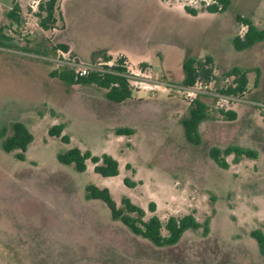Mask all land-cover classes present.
Listing matches in <instances>:
<instances>
[{"label":"rangeland","instance_id":"1","mask_svg":"<svg viewBox=\"0 0 264 264\" xmlns=\"http://www.w3.org/2000/svg\"><path fill=\"white\" fill-rule=\"evenodd\" d=\"M10 1L0 0V264H264L251 235L264 232V47L239 51L232 42L240 31L238 14L264 28V0H232L223 13L197 16L185 11L186 4L200 8L194 0L67 1L66 36L77 42L80 61L94 62L97 50L124 49L135 68L143 60L164 68L155 74L143 67L162 88L135 91L121 103L95 84L51 77L63 66L46 44H59L61 22L48 30L40 26L38 3L44 0ZM14 2L21 6V24L7 17ZM206 56L217 70L212 92L230 82L223 74L237 66L248 70L249 91L223 107L215 96L200 94L212 118L200 124L203 142L194 145L181 123L190 101L177 90L183 61ZM221 108L234 110L237 119L225 120ZM17 122L34 138L24 159L20 149L2 148ZM56 124H64L70 142L49 134ZM120 128L134 133L119 135ZM230 145L258 157L236 162L230 155L224 169L209 150ZM73 147L112 155L119 174L102 176L91 160L83 172L59 161ZM126 177L136 185L127 186ZM88 185L107 187L118 206L131 199L146 218L194 214L202 224L209 221L210 231L190 229L177 244L157 246L113 219L104 201L89 199Z\"/></svg>","mask_w":264,"mask_h":264},{"label":"trees","instance_id":"2","mask_svg":"<svg viewBox=\"0 0 264 264\" xmlns=\"http://www.w3.org/2000/svg\"><path fill=\"white\" fill-rule=\"evenodd\" d=\"M60 3L61 0H44L39 2L38 16L40 18V26L43 29L48 30L54 28L56 23L62 21ZM231 4L232 0H211L209 4L205 1H201L200 8H194L186 4L185 11L192 16H197L203 12L223 13L229 9ZM7 17L12 22L21 24L23 16L20 4L15 3L12 8L8 10ZM236 20L239 29L241 30L242 27H244L245 31L243 33L239 31L233 36L232 42L235 49L242 51L252 48L255 44L264 41V28H259L251 18L238 14ZM46 49H48L50 53L51 51L56 52L58 49L68 51L69 47L64 43H59L54 46L46 44ZM99 57L104 61H109L111 59V56L106 52H100ZM121 62L122 60L120 59L115 66L110 67V71H91L86 76L76 74L75 71L68 66L54 69L50 72V75L70 85L95 84L105 88L106 97L110 101L121 103L133 97V89L130 81L123 74L126 68L120 65ZM105 67L107 68L108 66ZM141 67H148V65L142 63ZM182 67L184 74L182 85L191 86L197 80L210 82L216 79V65L211 56H206L204 58L188 57L184 60ZM223 75L230 79V82L219 89L221 93L242 97L249 91L248 70L237 66L224 72ZM211 111L212 109L204 98L197 97L190 102L189 115L181 120L186 140L189 143L194 145L202 144L203 138L199 127L202 122L212 118ZM219 112L225 120L233 121L237 119V113L232 109H220ZM64 127V124H56L49 130V134L51 136L62 137L63 141L68 143L70 142V138L68 135H63ZM133 133L134 130L131 128H120L117 130V134L119 135H132ZM4 136L5 134L3 133L1 137ZM33 139L31 131L23 123L17 122L13 124L12 134L3 139L2 148L6 152L20 149L22 152L18 154V157L24 159L25 152ZM209 154L211 158L224 169L229 168L227 157L230 155L234 156L236 162H239L244 156L251 158L258 157L256 151L233 145L225 148L216 146L211 147ZM58 159L62 163L75 164L76 169L80 172L86 170V162L91 160L94 164V170L102 176L111 177L119 174V161L108 153L97 156L93 155L89 150L83 151L78 147H73L65 153L59 154ZM128 166L129 165H127V167ZM124 183L130 187L136 185L135 182L131 181L128 177L125 178ZM86 190L89 199H100L106 203L113 219L122 221L133 233L149 239L160 247L177 244L184 233L190 229L196 230L203 227L205 234H208L210 231L209 221L206 220L204 224H202L197 220L194 214H186L183 216L171 215L166 220H162L156 214L146 218L147 211L127 197H124L121 201V206H118L111 191L107 187L100 188L95 185H88ZM149 210L152 212L156 210V204L154 202L150 203ZM251 235L257 240L259 250L264 256V232L261 229H255L251 232Z\"/></svg>","mask_w":264,"mask_h":264},{"label":"built area","instance_id":"3","mask_svg":"<svg viewBox=\"0 0 264 264\" xmlns=\"http://www.w3.org/2000/svg\"><path fill=\"white\" fill-rule=\"evenodd\" d=\"M196 3L205 1L207 4L211 2V0H194ZM39 4V3H38ZM57 56L54 58V61L57 62L61 66H68L72 68L76 74L80 76H86L91 71H110V67H113L117 64V62L121 59V66L126 68V71L123 73L130 81V84L133 89V93L139 90H149L155 93L156 90L162 88L161 82L156 81L154 79L153 72H146L141 66L139 68H135L129 62L127 57L120 53L115 56H111L109 61L104 60H96L91 63H85L80 61L76 56H73L71 51H65L63 49H58ZM105 66H108L107 68ZM213 80L210 82L197 80L191 86L181 85L178 87V92L182 93L186 99L190 102L199 97L200 94L205 95H213L217 98V103L223 107V102H233L236 100H241L240 96L228 95L216 92H212ZM224 109V108H221ZM228 110V109H225Z\"/></svg>","mask_w":264,"mask_h":264},{"label":"crops","instance_id":"4","mask_svg":"<svg viewBox=\"0 0 264 264\" xmlns=\"http://www.w3.org/2000/svg\"><path fill=\"white\" fill-rule=\"evenodd\" d=\"M67 1H69V0H61V3H60V9H61V13H62V21H61V24L62 25H61V27H58V30H59V40L58 41H59V43H64V44L68 45L69 50L71 51V53L73 55H75L76 57H79L77 55V53H76L77 52V42L76 41H73L72 39H69L66 36V31H68V26H70V24H71L70 23V21H71V12L68 13V9L65 6V4H66ZM15 3H17V2H14V4ZM77 8H79V7H77ZM254 23L258 26V24L255 21H254ZM244 31H245V28L242 27V29L240 30V32L243 33ZM260 45H263L262 47H264V41H261V42L255 44L251 49L257 48ZM100 52H106L110 56H115V55H118L120 53H123L127 57V59L129 60V62L131 63L130 57H129L130 56L129 54H131V53L129 51H127V50H124V49L123 50H119V51H113L111 49H106V50L105 49H101V50H97V51L92 52V56H95L94 58H96L94 61H96V60H98L100 58L99 57V53ZM142 63L148 65V67H146V68H153L155 74H163L164 73V68L162 69V67L154 68L146 60H143L139 64L141 65ZM182 66H183V63H182ZM182 70H183V67H182ZM216 71L217 70H215V74H216ZM183 77H184V74L181 75V79L182 80H183Z\"/></svg>","mask_w":264,"mask_h":264}]
</instances>
